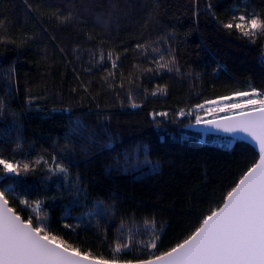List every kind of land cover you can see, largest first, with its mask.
Instances as JSON below:
<instances>
[{"label":"trees","instance_id":"trees-1","mask_svg":"<svg viewBox=\"0 0 264 264\" xmlns=\"http://www.w3.org/2000/svg\"><path fill=\"white\" fill-rule=\"evenodd\" d=\"M247 13L264 17V0H0V151L42 158L2 175L12 207L27 218L18 198L43 201L55 234L105 259L129 236L118 261L186 238L259 157L185 128L198 104L264 91V37L222 27Z\"/></svg>","mask_w":264,"mask_h":264},{"label":"snow or ice","instance_id":"snow-or-ice-1","mask_svg":"<svg viewBox=\"0 0 264 264\" xmlns=\"http://www.w3.org/2000/svg\"><path fill=\"white\" fill-rule=\"evenodd\" d=\"M222 27L229 31L235 29L241 38H247L253 44L257 38L264 37V17L256 13L233 15ZM112 66L116 67L115 62ZM158 67L173 70L168 67V63L158 62ZM158 91L163 94L165 89ZM152 95H156V92ZM234 95L240 99L223 107L219 105L233 97L206 101L216 104L219 111L227 110L232 114L222 117L220 121L203 123L227 133H242L250 138L258 149V160L227 191L222 202L203 216L186 238L167 251L159 255L150 254L148 259L138 260L136 264H264V91L252 87L250 91ZM132 106L138 107L135 103ZM5 107L0 100V114ZM203 107V104L196 105V108ZM209 111L214 112L216 109L210 108ZM156 115L166 117L168 114L161 112ZM179 115H184L183 110ZM201 123L197 115L196 124ZM20 147L18 144L15 150L18 151ZM41 160V157L34 161L17 160L0 151V175L19 177L34 173L41 167ZM47 164L45 161L44 166ZM47 171L53 175L68 173L62 163H54L47 167ZM10 196V192L0 190V264H117L118 255L132 247V237L129 236L128 242L117 240L111 259H105L102 255L94 256L90 251L81 252L55 234L46 223L48 215L43 211V201L19 197V205L29 209V215L24 218L12 207ZM64 227L70 228L71 225L65 224ZM158 240L159 236H154L145 247L155 249ZM126 264H131V261Z\"/></svg>","mask_w":264,"mask_h":264},{"label":"rangeland","instance_id":"rangeland-1","mask_svg":"<svg viewBox=\"0 0 264 264\" xmlns=\"http://www.w3.org/2000/svg\"><path fill=\"white\" fill-rule=\"evenodd\" d=\"M226 97H233V99L223 101V103L220 104L219 107H223L224 104L232 103V102H234V100L240 99L239 97H235L234 94L230 95V96H226ZM216 100H219V98L214 99V100H210V101H216ZM202 104L204 105L203 108H196L195 107L192 111L193 114L195 115V119H196L197 115H199L201 120H206V119H211V118H215V117H220V116L232 114V113H229L227 110L219 111V107L216 104H208L206 102H204ZM210 108L216 109V111H214V112L209 111ZM158 113H161V112H158ZM156 114H155V116H157V117L160 116V115H156ZM200 139L201 140H207L206 134H202ZM211 142L218 144L220 146L229 147L233 143V138H230L227 136L216 135L213 139H211Z\"/></svg>","mask_w":264,"mask_h":264},{"label":"water","instance_id":"water-1","mask_svg":"<svg viewBox=\"0 0 264 264\" xmlns=\"http://www.w3.org/2000/svg\"><path fill=\"white\" fill-rule=\"evenodd\" d=\"M263 61H264V58H263ZM228 115H231V114H228ZM228 115L202 120L201 124H196V122L190 123V124H187L185 126V128L188 130L194 131V132L202 133V134H213V135H219V136H227V137L235 138V139H241V140L248 142L250 145H252L256 149V151L258 152V149L252 143L250 138L245 137L244 134H242V133H235V134L234 133H227V132L222 131L221 129H217L213 126H210L206 123H203V121H209V120L220 121L222 117H225ZM1 179H2V175H0V181H1ZM126 262L127 261H118L117 264H126ZM136 262L137 261H131V264H136Z\"/></svg>","mask_w":264,"mask_h":264}]
</instances>
